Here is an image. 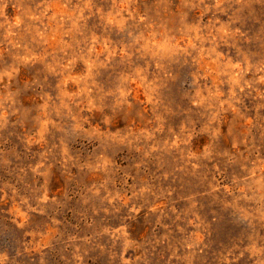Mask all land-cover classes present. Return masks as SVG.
<instances>
[{
	"label": "rangeland",
	"instance_id": "374dc122",
	"mask_svg": "<svg viewBox=\"0 0 264 264\" xmlns=\"http://www.w3.org/2000/svg\"><path fill=\"white\" fill-rule=\"evenodd\" d=\"M0 264H264V0H0Z\"/></svg>",
	"mask_w": 264,
	"mask_h": 264
}]
</instances>
